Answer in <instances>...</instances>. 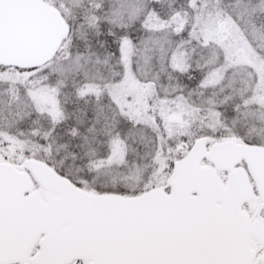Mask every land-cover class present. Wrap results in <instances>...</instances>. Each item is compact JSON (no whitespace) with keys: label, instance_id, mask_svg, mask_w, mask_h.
I'll return each instance as SVG.
<instances>
[{"label":"snow or ice","instance_id":"6c2138e0","mask_svg":"<svg viewBox=\"0 0 264 264\" xmlns=\"http://www.w3.org/2000/svg\"><path fill=\"white\" fill-rule=\"evenodd\" d=\"M0 264H264V0H0Z\"/></svg>","mask_w":264,"mask_h":264}]
</instances>
